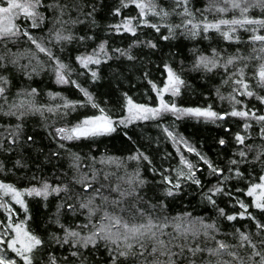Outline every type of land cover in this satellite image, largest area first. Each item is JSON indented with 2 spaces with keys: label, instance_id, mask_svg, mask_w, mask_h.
<instances>
[{
  "label": "snow or ice",
  "instance_id": "obj_1",
  "mask_svg": "<svg viewBox=\"0 0 264 264\" xmlns=\"http://www.w3.org/2000/svg\"><path fill=\"white\" fill-rule=\"evenodd\" d=\"M96 4L97 0H0V118L15 120L12 124H0V156H3L0 158V175L4 176L0 179V212L4 214L0 219V264H91L88 257L101 249L106 253V264H264V144L248 142L252 140L249 130L253 124L259 126L258 136L264 141V111L249 107L244 99L254 97L264 105V95L254 90H264V0H208L203 10L193 9L191 0H172L170 9L162 6L159 0H117L111 9L116 22L107 25V33L129 34L134 39L126 49L110 48L108 39H104L90 52L76 56V62L90 73L93 82L99 79L101 63L122 57L135 61L137 57L132 54V49L141 45L157 48V43L152 40L138 38L144 27L156 33H161L162 27L166 28L167 34L160 36L164 41L174 39L178 33L192 39L203 34V38L208 39V33L214 31L225 41L241 43L239 33L243 30L249 33L248 42L259 47H253L252 52L256 55L248 57L241 56L239 51L225 57L216 48L208 55L196 56L193 71L224 70L222 84L228 85L231 91L225 96L217 87L216 94L220 100H227L230 110L217 111L211 104L182 107L174 100L166 101V94L179 96L186 81L182 71L165 64L163 86L149 81L156 91L158 104H137L125 94L126 115L115 119L95 102L87 88L71 78L74 69L53 51L57 47L63 51V45L74 41L85 43L96 39L94 34H89L92 28L98 27ZM133 6L136 15L125 14L124 10ZM255 8L261 9L262 17L249 15ZM228 12H233L231 19L209 20L205 15ZM173 15L180 18L179 23L167 22ZM150 17L157 18V22H152ZM18 20L21 22L17 23ZM78 25L86 26L88 31L79 35ZM37 31L41 34L37 35ZM40 54L47 59H40ZM252 59L261 61L254 84L246 72L247 62ZM44 71L51 72L57 84L74 85L85 100L74 101L59 92H49L50 102L40 103L37 99L40 92L35 87L12 94V73L31 80ZM57 100L60 102L52 103ZM86 105L97 109L99 114L74 124L63 123L70 112ZM167 113L177 120L188 117L217 126L239 118L241 131L233 136L237 149L227 165L220 167L182 135L165 127L163 131L177 145L180 165L163 171L152 167L153 173L161 177L158 184L162 191L157 198L156 193L149 195L146 190L149 182L142 175L141 162L152 165V161L144 152L137 150L126 158H97L68 147V142L110 136L135 121L155 120ZM49 114L57 117L61 126H56L57 120L49 121ZM37 115L43 121V127L50 129L48 136L57 149L49 152L43 163L59 160L64 153L71 175L64 170L52 177L33 173L26 177L28 186L19 188L15 183L6 182L7 173L29 169V159L33 160L37 172L43 171L39 158L27 155L36 140L34 135L26 134L25 125L29 117ZM224 130L231 132L230 128ZM218 143L223 147L228 141L222 137ZM181 145L207 166L209 176L215 177L216 182L206 191L197 175L203 169L189 161L181 151ZM129 161L136 162L131 171L128 170ZM7 163L12 167L7 168ZM249 166L253 171L259 166L261 174L253 178ZM246 180V189L230 184ZM186 184L201 189L202 199L212 206L218 218L228 222L248 220L250 226L234 227L229 234L234 242H229L226 238H218L223 234L216 219L194 217L190 212L170 215L167 198L180 195ZM219 196L235 201L231 206H238L240 211L229 213L220 207L216 200ZM242 196L251 198V203H246ZM50 197H55L57 203L45 223L44 234H41L31 227L28 198H39L47 208ZM14 206H19L20 211ZM77 216H83L84 221L63 222V218ZM52 226L55 231H49ZM57 250H64L66 254L58 255Z\"/></svg>",
  "mask_w": 264,
  "mask_h": 264
},
{
  "label": "trees",
  "instance_id": "obj_2",
  "mask_svg": "<svg viewBox=\"0 0 264 264\" xmlns=\"http://www.w3.org/2000/svg\"><path fill=\"white\" fill-rule=\"evenodd\" d=\"M160 4L165 8L170 9L172 0H159ZM117 0H97V13L96 22L98 27L92 28L89 34L96 36L95 40L80 43L74 41L71 44L63 45V51L59 48H53V51L64 60L65 63L71 65L74 69L72 73V79L88 89L93 94L95 102L99 103L101 107H104L113 118H120L125 115V94L131 97L134 102L141 104H148L150 106H156L158 104V98L156 91L152 88V83L162 87L166 74L164 72V65H171L177 71H182V78L186 81L185 86L182 87L181 93L177 97H167L168 101H175L178 106L182 107H198L213 105L215 110H230V105L227 100H220L216 94L217 87L223 95L227 96L231 91L228 85L222 84V78H224V70L218 69L212 73H205L203 71H193L192 65L199 54L208 55L213 48L221 51L222 55L227 57L228 55H234L239 51L241 56H254L252 52L253 47L258 45H252L248 42L247 38L249 33L240 30L241 43L225 41L216 32L212 31L208 33V39L203 38V34L195 39L188 38L185 35L179 33L174 39L164 41L160 39L161 35L167 34L166 28H161V33H156L153 29L144 27L138 33V38L141 40H152L157 43L156 49H151L141 45L140 47L133 48L132 54L137 57L135 61H129L126 58L110 59L106 63H101L98 66L99 79L93 82L90 73L83 69L77 62L76 56L84 53L85 51H91L96 48L101 40L108 39L110 48H122L126 49L133 42V37L129 34L124 35H108L107 25L116 22V18L111 15V9L115 7ZM193 9L203 10L208 5V0H191ZM125 14L136 15L137 10L135 7H130L124 10ZM235 14H238L235 13ZM209 20L225 17L226 15L233 16V12L224 14L205 13ZM250 16L260 18L262 17L261 9H251ZM200 18L197 13V19ZM152 22H157V18H151ZM169 23H179L180 18L178 16H171L167 21ZM50 26V25H46ZM76 31L79 35H84L88 29L84 25H78ZM37 35H40L38 31ZM195 50V51H194ZM40 59L46 60L47 58L40 54ZM249 67L246 69L250 82L255 83L254 75L256 68L260 63L259 59H252L248 62ZM93 69L96 66H91ZM80 73H84L80 75ZM147 73V76H145ZM10 78L13 80V87L11 89L14 95L20 89H26L35 87L39 90L40 96L37 98L40 103H49L47 93L59 92L63 96L74 101H84L82 93L74 85H60L55 82L54 75L49 71L41 72L39 75L33 76L31 80L27 77L19 74L12 73ZM263 95L264 90L254 89ZM249 107H256L264 111V105H261L258 100L253 98H244ZM59 103V102H52ZM97 109L92 108L91 105L78 107L74 112L64 118L63 123L74 124L85 117L98 115ZM57 120L56 126H61V121L57 117L49 114V121ZM15 123L14 118L2 117L0 118V124H12ZM242 121L239 118H232L220 126L217 124L204 122L203 120H196L194 118H182L177 120L175 116L170 113L164 114L162 117L155 120L138 121L133 122L126 128L119 129L116 133L110 136H101L88 140H80L68 142V147L74 152H79L82 155L91 154L97 158L101 156H114L119 158H126L134 154L137 150L144 152L152 161V165H149L146 161L141 162L142 175L149 182L146 190L149 195L157 194L162 191L161 186L158 184L161 177L158 174H154L151 170L154 166L155 169L163 171L165 169H175L180 165V157L177 153V145H175L163 131L165 127L169 130H173L176 133L182 135L192 146L198 151L205 154L213 162L220 167L227 165L230 157H232L234 151L237 149V145L233 139L236 132L241 131ZM225 128H230L231 132H225ZM43 127V121L37 116H31L27 119L25 125V132L28 135H34L36 144L32 146L27 155L35 158L38 157L42 164L43 171L37 172L32 159L27 161L29 169H25L22 172H15V174L7 173L6 182L15 183L17 187L23 188L28 186V180L26 177H30L33 173L38 176L52 177L53 174L59 175V170L69 171L68 159L66 155L62 153V158L59 160L53 159L51 163H43L45 156L49 152L56 151V144L49 136L48 131ZM252 135V140L248 141L255 145L264 144L258 136L259 126L253 124V128L249 130ZM127 133V136L124 135ZM131 137V139H128ZM224 138L228 141L226 146H220L218 141L220 138ZM184 155L194 164H197L199 168H202V172H197L204 183L205 191L207 187H211L215 182V177L209 176L207 166L199 161L198 157L194 153H189L184 150L183 146H179ZM43 151H39V150ZM3 158V156H0ZM12 159H15L13 156ZM11 163H7V168H11ZM136 167V162H128V170L131 171ZM114 170V169H112ZM248 171L252 172L253 178L261 174L260 168L257 166L255 171L248 167ZM247 175V173H246ZM4 176L0 175V179ZM248 181L242 183H236L234 181L230 184L235 187L245 188ZM77 190L79 187L77 186ZM246 203H251V198L241 197ZM217 203L220 207H224L229 213L233 211H240L239 207H232L231 205L235 201H229L227 197H216ZM169 205L168 213L172 216L190 212L194 217H206L216 219L221 226V233L223 235L218 236L221 239H227L229 242H234L230 233L233 232L234 227L250 226L248 220H237L234 222H228L222 218L217 217L216 211L207 204L201 197V189L197 188L194 184H186L180 195L175 197H169L166 201ZM57 200L55 197H50L48 201V207H44V201L39 198H28L29 211L32 216L30 221L31 227L44 234L45 223L51 214L55 211V205ZM20 211L19 207H17ZM255 212L254 209H251ZM22 213V212H21ZM23 214V213H22ZM75 221H84L83 216H77L74 218H63V222L74 223ZM254 231V228L252 229ZM49 231H55V226L49 228ZM58 255H65L64 250H57ZM91 264H106V253L101 249L100 252L94 253L88 257Z\"/></svg>",
  "mask_w": 264,
  "mask_h": 264
},
{
  "label": "rangeland",
  "instance_id": "obj_3",
  "mask_svg": "<svg viewBox=\"0 0 264 264\" xmlns=\"http://www.w3.org/2000/svg\"><path fill=\"white\" fill-rule=\"evenodd\" d=\"M229 13V12H228ZM237 16L239 15V14H236ZM233 17V16H232ZM232 17H230V15H226L225 17L222 15V17H219V18H225V19H231ZM21 21H17V23H20ZM25 47H27V45H25ZM258 47H259V45H258ZM13 50H15V49H13ZM26 61H22V63H25ZM261 62V61H260ZM258 66H259V64H258ZM258 66H257V68H256V71L258 70ZM263 95H264V92H263ZM170 97V95H165V97H164V99L166 100V101H168V98L167 97ZM175 98V97H174ZM54 102H60L59 100H57V101H54ZM135 103H137V102H135ZM137 104H141V103H137ZM148 105V104H147ZM171 114V113H170ZM125 115H126V113H125ZM123 117V116H122ZM135 122H138V121H135ZM14 207H16V209H17V207H19V206H14ZM17 211H18V209H17ZM20 217L21 218H23V214L22 213H20ZM4 218V214H3V212H0V219H3Z\"/></svg>",
  "mask_w": 264,
  "mask_h": 264
}]
</instances>
